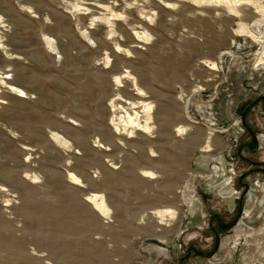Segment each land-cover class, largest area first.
<instances>
[{
    "label": "rangeland",
    "instance_id": "obj_1",
    "mask_svg": "<svg viewBox=\"0 0 264 264\" xmlns=\"http://www.w3.org/2000/svg\"><path fill=\"white\" fill-rule=\"evenodd\" d=\"M0 264H264V0H0Z\"/></svg>",
    "mask_w": 264,
    "mask_h": 264
},
{
    "label": "bare ground",
    "instance_id": "obj_2",
    "mask_svg": "<svg viewBox=\"0 0 264 264\" xmlns=\"http://www.w3.org/2000/svg\"><path fill=\"white\" fill-rule=\"evenodd\" d=\"M21 93V92H20ZM18 97L23 98L24 96L22 94L18 95Z\"/></svg>",
    "mask_w": 264,
    "mask_h": 264
}]
</instances>
